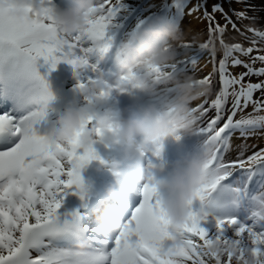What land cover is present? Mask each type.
I'll use <instances>...</instances> for the list:
<instances>
[{"label": "snow or ice", "instance_id": "obj_1", "mask_svg": "<svg viewBox=\"0 0 264 264\" xmlns=\"http://www.w3.org/2000/svg\"><path fill=\"white\" fill-rule=\"evenodd\" d=\"M0 2L8 3L7 8H0V59H23L31 66L43 61L50 72L58 65H87L85 71L91 75L84 82H80L81 74L76 76V90L85 103L90 98L86 88L101 79L96 75V64L90 61L112 48L109 33L121 27L118 21L131 17L129 23L134 22V9L138 8L129 0H100L98 15L89 18L82 32L63 37L54 24L53 0H29L22 9L33 15L36 7L44 6V23H21L9 15L17 10L15 0ZM236 3L243 4L244 0ZM151 7L157 11L170 9L168 15L179 16L180 25L186 16L196 14L197 19L206 22V40L198 46L191 42L182 46L190 53L187 59L174 67L150 68L145 73L157 81L165 72L192 74L210 88V94L193 106L200 116L197 136L211 149L208 176L197 193L203 202L233 172L264 167V146L248 142L264 137V27L244 25L241 30L236 21L243 25L244 21L256 20L246 8L233 9L229 15L220 3H213L209 11L208 0H163ZM144 24L141 20L131 36ZM229 25L247 46L227 42ZM217 46L223 51L217 52ZM201 61H206L205 67L211 64L212 70L198 77ZM237 68L243 70L236 72ZM31 79L35 83L29 103L36 110L23 117L0 111V136L20 138L18 143L0 146V264H210L204 249L214 241L233 244L241 259L245 251L257 256L264 252V228L260 227L264 225V214L256 213L251 226L235 218H214L209 229L203 226L208 223V214L194 212L191 207L181 239L182 254L165 258V241H169L170 233L161 197L151 181L138 190L142 197L138 206H127L128 214L117 233H107L98 219L85 224L76 214L62 216L60 209L69 194L85 198L87 190L81 170L99 157L94 147L81 152L78 139L68 149H44L45 141L39 134L47 130L54 102L43 77L33 73ZM135 79V74L121 77L122 85L115 88V93L127 90L126 86L134 87ZM95 117L96 113L89 114L82 131L94 124ZM82 242H87L86 251L76 247ZM231 259L229 256L228 264Z\"/></svg>", "mask_w": 264, "mask_h": 264}, {"label": "clouds", "instance_id": "obj_2", "mask_svg": "<svg viewBox=\"0 0 264 264\" xmlns=\"http://www.w3.org/2000/svg\"><path fill=\"white\" fill-rule=\"evenodd\" d=\"M66 7L55 9L54 24L63 37L79 35L89 18L99 13L100 0H64ZM176 3L177 0H172ZM29 0H15L16 11L9 15L21 23H44L46 9L36 7L33 15L22 11ZM7 2H0V8H7ZM156 9L150 14H160ZM120 23V21H118ZM230 26V25H229ZM185 32L178 25L160 20L145 24L134 36L124 41L115 54L114 61L119 71L110 83L101 77L93 81L86 92L90 94L83 107L72 101L65 108L62 116L57 117L59 130L53 133L44 143L47 151L55 152L57 146L70 148L78 139L81 150H87L96 145L101 146L100 153L115 155L118 150L119 159H112L97 164L96 171L107 170L116 178V183L108 185L106 196L114 201L136 195L141 185L151 181L159 196L161 207L165 212L166 227L170 233V246L165 250V258H178L183 249L181 239L188 220V213L193 204L199 201L197 193L205 184L208 176V162L211 155L209 146L202 144L200 151L172 162L168 167L152 163L146 170L141 163L146 157L154 161L162 155L161 141H173L179 138L197 136L200 116L193 111V106L200 103L202 98L210 94L207 84L200 83L197 76L186 73L173 74L165 72L159 80L151 79L147 71L151 69H167L176 66L182 59L190 55L183 50L186 42L193 46L203 43L199 34ZM217 52L223 51L219 46ZM68 68V74L76 78L77 74L85 72L87 65L78 63ZM135 74L132 89L139 96L149 101L139 107L119 109L115 88L122 85L121 77ZM115 86V87H114ZM133 106L137 103L130 101ZM104 108L102 114L96 115L94 124L82 131L90 113H97ZM79 133V136L77 134ZM175 144L179 143L174 141ZM229 185L238 189L240 182L234 181ZM249 187L247 188V193ZM231 193H233L231 191ZM232 195L234 202L241 206L251 201L236 194ZM264 194L253 202L252 206L264 202ZM241 197V200L239 199ZM252 198V197H251ZM246 200V201H245ZM254 200V199H253ZM250 205V204H249ZM251 206V207H252ZM255 213L264 214V209ZM124 220L123 213L114 208L106 207L98 214V221L107 233H117L121 230ZM211 226L208 228L210 229ZM264 228V225L260 226ZM80 251L87 250V242L78 243ZM204 253L210 258V264H264V252L258 256L251 251L243 253L231 243L214 241L205 247Z\"/></svg>", "mask_w": 264, "mask_h": 264}, {"label": "rangeland", "instance_id": "obj_3", "mask_svg": "<svg viewBox=\"0 0 264 264\" xmlns=\"http://www.w3.org/2000/svg\"><path fill=\"white\" fill-rule=\"evenodd\" d=\"M37 2H38V0H37ZM171 2H172V0H171ZM213 3H219V0H209V2H208L209 11L211 10V5ZM231 4L233 5V3H231ZM52 6L55 9L58 8L57 5L54 3V1H53ZM241 6L247 9L249 16H254L256 18L255 22L244 21L243 25L239 21H236L238 27H240L241 30H243L244 25H248V26L256 27V28L264 27V0H244V3L241 4ZM198 15L199 14H196L194 16H190L191 22H190L188 30L192 31L193 34H199L202 36L203 31L206 29V22L203 21V19L202 20L197 19ZM185 19L188 20L187 17H185ZM233 19L235 20V17H233ZM229 28H230V26H229ZM229 28H228V30H229ZM117 30L118 29H113L110 33L114 34V33L118 32ZM237 38L243 39V37H241L238 33L232 31L230 33V37L227 39V42L234 43L235 41H238ZM240 43L245 44V46H247L246 43H243V42H240ZM117 50H118L117 44H114V40H113L112 48L106 54H104L102 56L105 59L100 57L99 67H97L96 75L103 77L106 81H108L110 83L113 81V79L117 75L114 72V70L119 69L117 64L114 61L115 54H116ZM111 57H113L111 59V63L109 64L111 67H108L105 65V62L107 60L106 58H111ZM97 58L98 57H93L92 59L96 60ZM92 61L93 60H91L90 62L92 63ZM204 62L205 61L201 62V69L202 70L198 73V77H203L204 75L208 74L212 70L211 64H208L207 67H205ZM90 75H91V73H89L87 71L81 73L80 82H84ZM33 83H35V82L33 81ZM74 87H77V85H75ZM119 93H123L124 94L123 97L127 96V94L124 91H121ZM82 97L83 96L80 95V100ZM118 106H119L120 110H122L124 108H128V107H133L132 104H130L129 102H127L125 100H123V101L118 100ZM100 110H101V113H103V111L105 109L102 110V108H101ZM184 139L185 138H180V139L173 140V141H168V140L161 141V147L163 149L162 155L160 156V158L158 160H155V161L151 157H146L142 162V164H146L145 169L146 170L150 169V165L152 163H157V164L162 165L164 167H168L172 162H174L176 160L183 159L185 157L183 154H180V158L177 159V155L165 156L164 153L167 151V148L171 142L178 141L179 142L178 144L183 145L182 141ZM233 142L239 143L238 140H234ZM248 142L252 145L261 146L264 144V137H254V138L250 139ZM175 150L177 151L179 149L175 148ZM115 183H116V181H115ZM223 183L224 182H221L219 185H217L215 190L212 191L210 194H208L203 202H201V201L195 202L192 206V210L194 212L203 211L204 213L208 214V223L203 225L206 228H208L209 226H212V224L214 223V218L215 219L235 218L240 223L247 224V225L251 226L253 224V218L250 215L251 214L250 205L243 203L239 207L234 206V199H233L232 195L228 191H225L224 188L221 189V186ZM105 184L109 185V182L104 181L99 186V187H102V189L100 190L99 194H97V191H96V193L93 196L94 201H96L98 198H101V197H107L105 194V189H106ZM125 198H129V197H125ZM141 199H142V197H141ZM118 202H121V200L117 201V204L121 205V203H118ZM109 207L111 208L110 204H109ZM228 235H231V233H229ZM168 246H170V242L165 241V248H167Z\"/></svg>", "mask_w": 264, "mask_h": 264}, {"label": "bare ground", "instance_id": "obj_4", "mask_svg": "<svg viewBox=\"0 0 264 264\" xmlns=\"http://www.w3.org/2000/svg\"><path fill=\"white\" fill-rule=\"evenodd\" d=\"M58 1H61V2H64V0H58ZM128 38L127 37H124L123 35H120V36H116L115 38H114V42H120V43H122V42H124V41H126ZM117 48L119 49V47L117 46ZM103 58V57H102ZM113 57H111V58H106L107 60H106V62H105V65L106 66H108V67H111L109 64L111 63V59H112ZM103 59H105V58H103ZM9 62H11L13 65H16V66H21L24 62H20V60H15V59H9L8 60ZM96 62H100V57L99 58H97L96 60H95ZM25 71H28L29 70V67L27 66V65H25ZM33 73H38L39 75H41L42 74V72L41 71H38L37 69H33ZM23 84V83H22ZM22 84H21V86H22ZM24 85H26V84H24ZM28 87L29 86H26V89L24 88V86H22V88H23V91H21V92H19V91H17V90H14V93H16V95H17V97L18 98H21L20 99V101H23V102H25L26 103V107H27V113L29 114V113H31V112H33V111H35L36 110V106L35 105H33V104H31V103H29V100L30 99H26V90L28 89ZM30 87H31V89H32V91H33V89H34V85H33V83L32 82H30ZM31 91V90H30ZM59 116H62V115H60L59 113H55V112H52V118H53V120H54V122H55V125H56V127H57V131L59 130V126H58V124L56 123V121H57V117H59ZM203 140V138L201 137V138H199V139H197L196 140V142H198L200 145H202L203 144V142H201ZM6 141H7V139H5V137L4 138H2V142H5L6 143ZM7 143H9V142H7ZM176 146L179 148V150H175V148H176ZM196 148H197V146L195 145V144H186V145H180V144H175V143H173V142H171L170 144H169V146H168V148H167V151L164 153V155L165 156H168V155H177V159H179L180 158V153L182 152V151H187V152H190V153H193V154H196L197 152H198V150H196ZM82 152V151H81ZM145 165L146 164H143V166H144V168H145ZM88 166L90 167V168H96L97 167V164L95 163V160H93V161H91L89 164H88ZM101 180L102 181H107V180H109V175H107V174H105L104 176H102L101 177ZM226 181H227V179H226ZM112 184H115L113 181H109V185H112ZM106 186V185H105ZM108 186V185H107ZM106 186V187H107ZM259 187V186H258ZM249 192V191H248ZM257 193H259V190H257V191H255L254 192V194H252L253 195V197L251 198H249V199H258V197H260V195L262 194V192H261V190H260V194H258L257 195ZM127 197H129V198H124V201H125V199H126V201L128 202V204L129 205H131V206H135V204L133 205L132 204V202L134 201L135 203H136V200H135V198H136V195H129V196H127ZM93 199V198H92ZM99 200H101V202H102V206H98V207H94L93 209H92V211L91 212H93V213H91L90 211H88L87 213H81L80 214V212H81V210H77L76 212H74L73 214H76L80 219H81V221L82 222H84V220H86L87 222L85 223V224H88L89 222H91V220L92 219H96V215L97 214H99V212H101V210H103V208H106V203H103L104 201H106V200H108V203L111 205V208H114V209H118V204H117V201H114V200H111V199H109L108 197H105V198H98L96 201L98 202ZM123 200V199H122ZM121 200V201H122ZM119 203V202H118ZM125 203V202H124ZM88 204V203H87ZM99 204V203H98ZM108 204V205H109ZM252 204H253V202H252ZM263 204V203H262ZM123 205V204H122ZM251 206L252 205H250V208H251ZM123 207H124V205H123ZM123 216L125 217L127 214H128V208H123ZM72 214V215H73ZM92 214V215H91ZM71 215V216H72ZM95 215V216H94Z\"/></svg>", "mask_w": 264, "mask_h": 264}, {"label": "trees", "instance_id": "obj_5", "mask_svg": "<svg viewBox=\"0 0 264 264\" xmlns=\"http://www.w3.org/2000/svg\"><path fill=\"white\" fill-rule=\"evenodd\" d=\"M241 179L243 180H248V179H251V178H255L257 181H251L250 183V186H249V193L247 195H244L245 197H253L252 194H254L255 191L259 190V193L260 194V190L262 192V194L260 195V197L263 195V192H264V167H261L259 170H252V171H248V170H243V174L239 176ZM259 186V187H258ZM258 197V199L260 198ZM258 199H255L254 200H258ZM257 202V201H256Z\"/></svg>", "mask_w": 264, "mask_h": 264}]
</instances>
